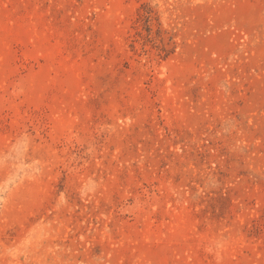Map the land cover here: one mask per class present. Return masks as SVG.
Segmentation results:
<instances>
[{
	"label": "rangeland",
	"instance_id": "1",
	"mask_svg": "<svg viewBox=\"0 0 264 264\" xmlns=\"http://www.w3.org/2000/svg\"><path fill=\"white\" fill-rule=\"evenodd\" d=\"M0 264H264V0H0Z\"/></svg>",
	"mask_w": 264,
	"mask_h": 264
}]
</instances>
